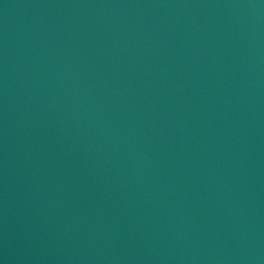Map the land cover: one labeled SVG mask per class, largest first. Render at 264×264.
Listing matches in <instances>:
<instances>
[{
	"label": "water",
	"instance_id": "obj_1",
	"mask_svg": "<svg viewBox=\"0 0 264 264\" xmlns=\"http://www.w3.org/2000/svg\"><path fill=\"white\" fill-rule=\"evenodd\" d=\"M0 264H264V0H0Z\"/></svg>",
	"mask_w": 264,
	"mask_h": 264
}]
</instances>
